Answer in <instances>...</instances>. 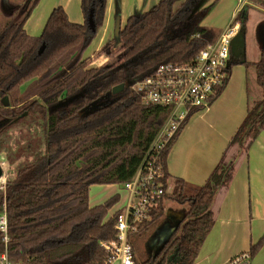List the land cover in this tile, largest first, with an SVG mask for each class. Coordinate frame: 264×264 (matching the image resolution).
I'll return each mask as SVG.
<instances>
[{
	"label": "trees",
	"instance_id": "trees-1",
	"mask_svg": "<svg viewBox=\"0 0 264 264\" xmlns=\"http://www.w3.org/2000/svg\"><path fill=\"white\" fill-rule=\"evenodd\" d=\"M176 1L159 0L147 11L128 16L117 34L113 31L114 42L105 44L100 52L106 58L110 56V62L89 65L84 53L97 26L103 23L107 0H81L85 17L94 8V33L86 21H69L59 6L52 9L38 36L27 35L25 18L14 14L15 8L7 0H0V139L14 123L20 124L19 128L28 126L27 138L17 149L20 152L16 159L20 162L14 177L7 180L5 190L0 188V210H5L8 219L7 251L11 261H103L106 251L99 242L115 238L114 225L120 211L104 220L115 200L90 206L89 187L123 185L130 180L169 113L165 106L144 104L129 84L149 76L160 64L193 61L201 47L220 32L203 24L210 7L206 0H183L173 10ZM257 1L264 5V0ZM234 17L232 23L239 22L238 31L244 34L245 18L240 11ZM262 26L257 32L260 57L253 63L261 96L248 102L246 116L204 184L186 183L171 177L166 169L169 149L193 112L160 151L163 185L171 183L172 187L153 208L151 220L140 224L129 237L136 255L141 250L137 264L195 263L213 226L212 207L217 196L229 186L241 154H247L264 129ZM42 44L45 48L38 54ZM114 44L120 49L113 48ZM242 57H232L231 66L237 62L249 64ZM119 84L123 87L113 93ZM22 86L23 94L15 96L14 104H10L7 94L16 93ZM166 200L181 204L185 211L171 212L178 215L172 220L176 229L151 251L148 241L170 216ZM2 235L0 232V252L4 250ZM263 240L262 236L250 245L251 258Z\"/></svg>",
	"mask_w": 264,
	"mask_h": 264
},
{
	"label": "crops",
	"instance_id": "crops-1",
	"mask_svg": "<svg viewBox=\"0 0 264 264\" xmlns=\"http://www.w3.org/2000/svg\"><path fill=\"white\" fill-rule=\"evenodd\" d=\"M41 1L31 0V6L24 15V28L28 34L39 35L44 28L45 23L38 27L32 21L35 17L33 12ZM239 1L246 4V0ZM252 6L264 13L256 5ZM40 8L41 13L53 9L52 6L44 11L43 7ZM237 10L235 7L225 26L233 21ZM27 19L32 22L31 27L27 24ZM81 20L80 11L76 22H82ZM262 25L264 20L254 31L253 54L242 57L249 64L237 62L231 66L219 94L185 121L166 156V169L171 177L181 178L192 185H203L210 172L221 161L231 137L246 116L248 102L261 96V88L255 81L253 63L260 57L257 32ZM122 206L117 207V211ZM212 208L213 226L207 233L194 264H224L230 257L249 250L250 245L264 237V129L257 134L247 154H241L235 175L224 193L217 196ZM251 259L252 264H264V242Z\"/></svg>",
	"mask_w": 264,
	"mask_h": 264
},
{
	"label": "built area",
	"instance_id": "built-area-1",
	"mask_svg": "<svg viewBox=\"0 0 264 264\" xmlns=\"http://www.w3.org/2000/svg\"><path fill=\"white\" fill-rule=\"evenodd\" d=\"M238 29L239 24L231 22L218 33L215 40L201 47L193 61L160 64L149 76L129 84V88L144 104L165 106L169 108V113L133 177L123 183L129 195L115 220V238L99 242L106 251L99 264L138 263L129 237L136 233L140 224L151 220L153 208L163 195L170 193L169 186L163 185L164 175L158 157L160 151L180 129L188 115L206 106L226 81L232 61L230 42ZM7 221V213L4 209L0 210V232L3 234L1 240L4 248L0 252V264H22L9 258ZM251 260L250 252L243 250L224 264H252Z\"/></svg>",
	"mask_w": 264,
	"mask_h": 264
},
{
	"label": "rangeland",
	"instance_id": "rangeland-1",
	"mask_svg": "<svg viewBox=\"0 0 264 264\" xmlns=\"http://www.w3.org/2000/svg\"><path fill=\"white\" fill-rule=\"evenodd\" d=\"M9 5H12L15 8L13 11L14 14H18L20 17H24L27 8L31 6V0H7ZM159 0H107L108 6L106 7L105 16L103 19V23H100L97 26V30L93 40L90 45L85 50V55H87L89 65L101 64L103 62H110V56L106 58V56L101 55L100 52L102 47L106 45H111L114 42L113 31L115 33L116 28V18L119 19V29L122 28L126 22V18L131 16V14H137L141 12L147 11L150 7L154 6L158 3ZM209 7V12L205 16L204 25L216 30L220 31L222 28L224 29L225 25L228 23L229 15L232 13L234 8L236 7L238 10L236 14L240 11L241 17L245 18V48L243 49V56L246 54L248 56L253 54V49L255 48V39H254V31L257 26L260 25V22L264 20V13L256 9L252 5H256L257 7L264 10V5L259 3L257 0H246V4L242 3L239 0H206ZM183 0H177L172 9H177ZM26 5L25 9L22 7ZM52 6L55 7H64L63 9L66 12L67 18L69 21L76 22L78 20L79 12H82V22L84 23V13L81 7V0H42L40 2V6L37 7V10L33 12V22L36 23V26L40 27L42 24H46V20L49 16V12L46 11L41 13V8L43 7V11L45 8ZM245 6V7H244ZM0 18H3V13L0 10ZM46 19V20H45ZM32 23V22H31ZM30 19H27V24L31 27ZM239 23V22H238ZM45 26V25H44ZM263 27V26H261ZM44 29V28H43ZM25 30V28H24ZM36 30V29H35ZM26 32V31H25ZM27 33V32H26ZM27 35H31L28 34ZM38 36V35H31ZM116 38V43H117ZM118 44V43H117ZM115 47V44L113 48ZM120 49L115 47V49ZM245 50V51H244ZM258 61V60H257ZM256 71V70H255ZM256 81V78H255ZM257 84V83H256ZM258 86V85H257ZM260 87V86H259ZM23 88H19L16 93L7 94L10 104L13 103V98L15 96H21L23 94ZM255 94V89L253 90ZM259 91V90H258ZM256 95V94H255ZM1 102V101H0ZM5 102V101H3ZM14 104V103H13ZM19 107L18 105H16ZM202 109V108H201ZM200 110V109H199ZM194 113V112H193ZM189 116V115H188ZM20 124H13V127L6 131L1 139L2 144L0 146V163L2 166L3 173L1 175L0 186L4 189L7 180L14 177L15 170L17 164L20 162V159H16L18 153L20 152L18 146L24 144V140L27 138V125H24L23 128H19ZM33 133V132H32ZM0 139V140H1ZM233 152L229 151L228 156ZM4 158V160H3ZM168 191H170L172 184L168 183ZM5 190V189H4ZM89 204L90 206L101 205L109 200L114 199L113 204L107 209L106 216L104 220H109L113 217L115 212L117 211V207L124 206L126 204L129 193L125 190L122 184H101V185H91L89 187ZM127 194V197H126ZM126 198V199H125ZM122 204V205H121ZM122 206V207H123ZM165 206L167 209V214H171L164 221L162 227L157 229V234L164 231L165 233H170L173 226V221L176 220V216L171 213L174 212H184L185 209L183 206L174 200L165 201ZM173 220V221H172ZM159 240L158 243H160ZM141 250L138 249L136 260L139 259ZM228 262V261H227Z\"/></svg>",
	"mask_w": 264,
	"mask_h": 264
},
{
	"label": "water",
	"instance_id": "water-1",
	"mask_svg": "<svg viewBox=\"0 0 264 264\" xmlns=\"http://www.w3.org/2000/svg\"><path fill=\"white\" fill-rule=\"evenodd\" d=\"M118 19L119 18L117 17L116 18L117 21H116L115 34H117V32L119 30V26H118L119 20ZM84 21H86L88 28L94 33L96 30V22L94 21V8L93 7H91L88 10L86 17L84 18ZM244 38H245V34L241 33L240 31H237V33L235 34V37L232 38V40L230 42V52L232 54V57L238 58L243 54L242 51H243L244 45H245ZM44 48H45V44H42L38 49V54L42 53ZM122 87H123V84H119V85L115 86L113 88V93H116L117 91L121 90ZM2 173H3V170H2L1 163H0V180H1ZM176 227H173L171 229V232L173 230H175ZM171 232L165 233L164 231H162L158 234L154 233L153 237L147 243L148 249L152 251L154 248H156L158 246V241L159 240H162V241L166 240L169 237V235L171 234ZM162 241H160V242H162Z\"/></svg>",
	"mask_w": 264,
	"mask_h": 264
},
{
	"label": "flooded vegetation",
	"instance_id": "flooded-vegetation-1",
	"mask_svg": "<svg viewBox=\"0 0 264 264\" xmlns=\"http://www.w3.org/2000/svg\"><path fill=\"white\" fill-rule=\"evenodd\" d=\"M177 218V217H176Z\"/></svg>",
	"mask_w": 264,
	"mask_h": 264
}]
</instances>
